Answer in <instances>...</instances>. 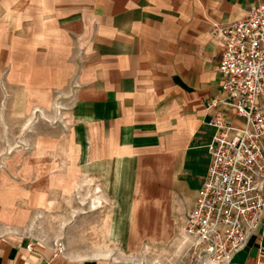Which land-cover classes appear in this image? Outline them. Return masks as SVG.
<instances>
[{
	"label": "rangeland",
	"instance_id": "1",
	"mask_svg": "<svg viewBox=\"0 0 264 264\" xmlns=\"http://www.w3.org/2000/svg\"><path fill=\"white\" fill-rule=\"evenodd\" d=\"M69 4L0 0V227L66 256L212 264L182 244L187 200L172 201L169 220L142 200L146 186L158 194L145 183L158 178L155 151H99L111 148V136L98 141L81 120L79 98L96 80V42L66 22Z\"/></svg>",
	"mask_w": 264,
	"mask_h": 264
},
{
	"label": "crops",
	"instance_id": "2",
	"mask_svg": "<svg viewBox=\"0 0 264 264\" xmlns=\"http://www.w3.org/2000/svg\"><path fill=\"white\" fill-rule=\"evenodd\" d=\"M65 1L71 3L65 8L73 9L63 14L66 22L95 33L90 39L96 42V80L84 86L79 105L81 120L94 126L98 141L112 138L111 148L98 145L99 151L125 156L154 150L150 157L158 178L145 183L155 185L158 194L146 186L142 200L168 220L172 201L187 200L190 210L210 162L215 128L206 123L209 114L222 110L228 121H243L223 105L207 108L212 98L225 96L218 69L222 45L211 30L244 18L264 0ZM0 264L114 263L66 256L0 227ZM229 264H264V210Z\"/></svg>",
	"mask_w": 264,
	"mask_h": 264
},
{
	"label": "built area",
	"instance_id": "3",
	"mask_svg": "<svg viewBox=\"0 0 264 264\" xmlns=\"http://www.w3.org/2000/svg\"><path fill=\"white\" fill-rule=\"evenodd\" d=\"M211 34L222 45L218 69L225 96L212 98L207 108L223 105L243 121H228L222 110L209 114L206 123L215 134L207 175L180 236L186 250L229 264L264 210V1L242 19L214 24Z\"/></svg>",
	"mask_w": 264,
	"mask_h": 264
}]
</instances>
